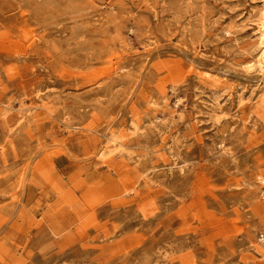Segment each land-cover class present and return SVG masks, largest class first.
<instances>
[{
    "label": "rangeland",
    "instance_id": "374dc122",
    "mask_svg": "<svg viewBox=\"0 0 264 264\" xmlns=\"http://www.w3.org/2000/svg\"><path fill=\"white\" fill-rule=\"evenodd\" d=\"M263 6L0 0V264H264Z\"/></svg>",
    "mask_w": 264,
    "mask_h": 264
},
{
    "label": "bare ground",
    "instance_id": "6f19581e",
    "mask_svg": "<svg viewBox=\"0 0 264 264\" xmlns=\"http://www.w3.org/2000/svg\"><path fill=\"white\" fill-rule=\"evenodd\" d=\"M252 47H254L253 50H257H255V52L257 53L254 57H252V59L245 62L244 70H247L249 72H257L262 77H264V6L261 8L259 13L257 34Z\"/></svg>",
    "mask_w": 264,
    "mask_h": 264
},
{
    "label": "crops",
    "instance_id": "0c3cea01",
    "mask_svg": "<svg viewBox=\"0 0 264 264\" xmlns=\"http://www.w3.org/2000/svg\"><path fill=\"white\" fill-rule=\"evenodd\" d=\"M64 160L66 159H63V158H58L56 159V164L58 165V169L61 171V172H64V166L62 165V162H64ZM67 161V160H66ZM69 166V164H68ZM41 200H43L44 202L46 203H49L50 205L53 203V201L51 200V198H46L44 194H40L39 193H35V194H32V195H29L27 198H26V203H27V207H29V213L34 215V216H38L40 214V212L43 210V207H40V203H41ZM2 239L0 238V244H4V245H11V243H8V241H4V243H2Z\"/></svg>",
    "mask_w": 264,
    "mask_h": 264
},
{
    "label": "built area",
    "instance_id": "2783aa9c",
    "mask_svg": "<svg viewBox=\"0 0 264 264\" xmlns=\"http://www.w3.org/2000/svg\"><path fill=\"white\" fill-rule=\"evenodd\" d=\"M249 188L256 190L257 195L260 199L264 200V176L255 175L254 179L248 183ZM257 243L264 246V228L257 233Z\"/></svg>",
    "mask_w": 264,
    "mask_h": 264
}]
</instances>
